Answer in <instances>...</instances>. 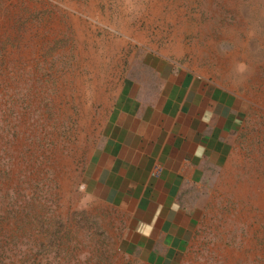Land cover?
Instances as JSON below:
<instances>
[{
  "label": "rangeland",
  "instance_id": "1",
  "mask_svg": "<svg viewBox=\"0 0 264 264\" xmlns=\"http://www.w3.org/2000/svg\"><path fill=\"white\" fill-rule=\"evenodd\" d=\"M156 57L216 80L243 111L169 264H264V0H0V264H153L124 254L79 168L100 88Z\"/></svg>",
  "mask_w": 264,
  "mask_h": 264
},
{
  "label": "crops",
  "instance_id": "2",
  "mask_svg": "<svg viewBox=\"0 0 264 264\" xmlns=\"http://www.w3.org/2000/svg\"><path fill=\"white\" fill-rule=\"evenodd\" d=\"M144 69L100 88L80 189L121 226L124 254L169 264L200 227L211 178L232 161L243 111L216 80L157 57Z\"/></svg>",
  "mask_w": 264,
  "mask_h": 264
}]
</instances>
